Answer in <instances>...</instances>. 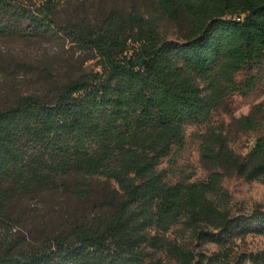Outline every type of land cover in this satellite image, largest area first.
Wrapping results in <instances>:
<instances>
[{"label": "trees", "instance_id": "1", "mask_svg": "<svg viewBox=\"0 0 264 264\" xmlns=\"http://www.w3.org/2000/svg\"><path fill=\"white\" fill-rule=\"evenodd\" d=\"M66 1L0 0V38L56 35L95 62L57 83L53 98L25 95L0 110V222L16 193L69 181L87 193L91 179L103 178L121 198L91 224L40 241L1 242L0 264H164V254L176 264H264L258 254H233L237 239L264 236V210L236 214L214 200L231 174L264 180V103L229 124L214 121L231 98L264 82V0H153L179 32L175 39L137 9L64 22L57 12ZM196 125L206 127L201 151L211 173L176 179L164 166L176 163ZM243 132H259L244 154L231 138ZM183 222L219 250L171 240L169 231Z\"/></svg>", "mask_w": 264, "mask_h": 264}, {"label": "rangeland", "instance_id": "2", "mask_svg": "<svg viewBox=\"0 0 264 264\" xmlns=\"http://www.w3.org/2000/svg\"><path fill=\"white\" fill-rule=\"evenodd\" d=\"M134 9L155 17L162 33L173 39L178 37L174 24L158 12L153 0H68L58 10L57 17L67 23L85 24L101 21L111 12L127 14ZM87 55L88 52L71 39L65 40L56 35L39 39L27 36L0 38V110L10 107L25 95L53 98L51 93L58 87L57 83L66 84L95 68L94 61L85 62ZM260 103H264V82L248 96L235 95L231 98L227 108L215 115L214 121L216 124H229L232 116L243 117ZM205 131L204 126H190L186 147L176 157V163L165 164L164 167L172 166L176 171V179H208L211 171L203 160L200 138ZM258 133L232 134L235 151L246 153ZM88 185L91 189L87 193L80 192L72 181L61 184L58 189L16 193L8 219L0 222V243L45 240L76 223L91 224L97 218L111 215L113 202L121 198L119 188L103 178H93ZM221 185V192L214 194V200L222 209L236 214H245L260 207L264 210V180L251 181L231 174ZM168 236L196 251L204 250L212 254L219 250L214 243L198 241L184 222L173 227ZM246 252L258 254L264 259V236L249 234L244 239H237L233 254ZM162 261L164 264H176L170 255H162Z\"/></svg>", "mask_w": 264, "mask_h": 264}, {"label": "water", "instance_id": "3", "mask_svg": "<svg viewBox=\"0 0 264 264\" xmlns=\"http://www.w3.org/2000/svg\"><path fill=\"white\" fill-rule=\"evenodd\" d=\"M139 63H140V65H141V66H143V65H144L143 61H139Z\"/></svg>", "mask_w": 264, "mask_h": 264}]
</instances>
